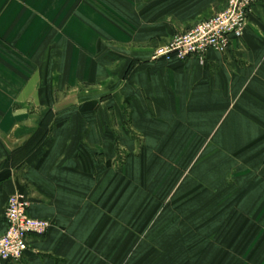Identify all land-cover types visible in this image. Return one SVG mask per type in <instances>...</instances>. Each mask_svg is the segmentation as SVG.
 <instances>
[{
	"label": "crops",
	"instance_id": "0c3cea01",
	"mask_svg": "<svg viewBox=\"0 0 264 264\" xmlns=\"http://www.w3.org/2000/svg\"><path fill=\"white\" fill-rule=\"evenodd\" d=\"M227 2L0 0V236L17 193L52 223L0 264H264V0L154 58Z\"/></svg>",
	"mask_w": 264,
	"mask_h": 264
},
{
	"label": "built area",
	"instance_id": "2783aa9c",
	"mask_svg": "<svg viewBox=\"0 0 264 264\" xmlns=\"http://www.w3.org/2000/svg\"><path fill=\"white\" fill-rule=\"evenodd\" d=\"M259 1L228 0L221 13L189 32L175 36L155 51L154 58L181 61L196 58L205 64L210 53L227 54L233 40L244 37ZM30 207V201L24 194L10 197L5 214L7 230L0 236V263L21 261L29 250L28 238L44 237L52 229L50 221L30 217Z\"/></svg>",
	"mask_w": 264,
	"mask_h": 264
},
{
	"label": "rangeland",
	"instance_id": "374dc122",
	"mask_svg": "<svg viewBox=\"0 0 264 264\" xmlns=\"http://www.w3.org/2000/svg\"><path fill=\"white\" fill-rule=\"evenodd\" d=\"M188 165H189V164H188ZM188 170H189V169H188ZM178 181H179V180H177V179L175 180V184H174V186L178 185ZM189 182H190V186H193V185H194V179L189 180ZM173 197H174V196H172V195L170 196V198H173ZM192 197H193V196H192ZM167 198L170 199L169 196H167ZM166 202L168 203L169 200H167ZM203 221H204V219H203L202 221L199 220L197 224L200 226V224H201ZM200 227H201V226H200ZM156 229H157V228H156ZM195 229H196V228H195ZM204 229H207V228H204ZM197 230H198V231H201V228H197ZM202 231H203V230H202ZM192 233H193V231H192ZM204 234H205V232H204Z\"/></svg>",
	"mask_w": 264,
	"mask_h": 264
}]
</instances>
